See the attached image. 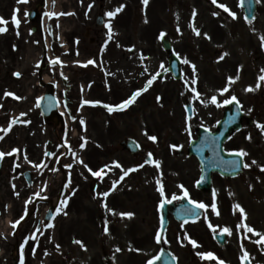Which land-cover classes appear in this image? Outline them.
Returning <instances> with one entry per match:
<instances>
[{"label": "rangeland", "instance_id": "374dc122", "mask_svg": "<svg viewBox=\"0 0 264 264\" xmlns=\"http://www.w3.org/2000/svg\"><path fill=\"white\" fill-rule=\"evenodd\" d=\"M73 1L67 0L68 5H62V8L65 10L74 9ZM75 1L78 2V0ZM87 1L95 3L94 9L88 13L89 20L93 18L92 21L87 22L88 26L91 28L93 26L91 23H94L92 28L94 32H91L90 36L97 37L99 42L104 39L105 43L110 42V46L123 44L132 46L135 49V54L132 56L128 52H124L122 54L124 57L121 56L118 60L113 56L116 55L115 53L108 54L109 56L106 58L110 64L114 65L118 61V65L121 66V68L119 67V77L121 79H115L116 82L113 81V84L107 83L106 80L104 85L96 84L94 86L90 100L92 102L101 100L98 101V104L104 108H93V111L90 108L86 110L83 108L84 115L87 114L88 117L91 116L92 120L96 121L91 122V124L95 126L105 122V126H110L111 129L110 132L107 131L103 135L98 129L89 132L91 137L87 140L88 143L85 147L87 152L83 154L78 150V156L72 160L66 156L65 151L63 152L65 158L63 157L62 163L55 162L54 158L47 159L46 152L49 148L47 145L49 140H58L62 147H69L74 142L72 134L75 129L80 128L79 124L81 122V116L77 114V108L82 105V101L79 100L80 91L78 89L81 86V80L85 81V79H81L80 72L73 78L75 84H71L70 80L65 84H62L64 80L60 82L63 91L62 107L65 110L64 115L68 114V118L63 115L61 123H54L53 119L47 120L41 116L39 117L33 108L34 98L50 88L43 80H41V87H36L37 78L32 76V79H30L24 72L25 78H29L28 82L25 81L27 91L24 92V100L27 101L26 94L29 95L30 90L33 94L30 96L29 106H24L23 109L27 111L25 115L28 120L24 122L25 115H23L18 125L21 127L28 125L30 127L29 129H17L16 135L18 136L19 132H22V139H15V132L13 135L4 133V138L0 144V151L4 153L12 152L13 149L19 150L13 152L17 155L21 151L24 152L23 160L17 158L13 160L11 156L5 155L0 172V239L2 241L0 264H4V260L9 259L8 255L15 256L16 243H19V250L21 248V255L25 264H69L71 257L75 258L74 264L77 262L78 264H130L127 260L115 254L117 245L112 243L110 237L100 232L97 218L99 216V211H97L99 203L96 198L97 192L93 191L97 184L93 179L95 176L88 171V168L92 171H100L101 169L104 171L111 168L110 176L113 177L114 181L118 179V176H122L125 170L132 169L131 166L134 165L137 169L133 171L135 172L134 176H139L140 179H144L145 176H152L153 180H161V183H174L171 189L165 190V196L168 198H172L173 195L182 196L183 189L180 185H183V188L187 189L190 198L199 203L202 202L206 206L204 216L200 221L195 224L181 225L185 234H187L183 240L177 241L173 235H170L169 240L166 242L167 246L180 260V264H210L215 260L224 262L226 260L228 264H241L239 261L245 253L243 250L244 231L242 223L244 221H254L262 229L261 234H264V197L249 196V189L245 186L243 177L234 181H225L220 179V175L214 174V200L219 199L220 194H226L227 197H223V205L214 203L215 208H213L212 193L204 192L202 196H198L196 193L198 192L196 181L200 174V168L196 159L188 154L190 139L195 137L196 129L202 125L212 128V125L209 124V113H212L210 111L211 97L222 94L220 91L224 88L222 79L224 73L231 67L230 63H227L225 67L223 64L217 65L213 63L211 58L217 46L224 49L226 44L225 39L221 35L220 37L219 34L216 36V46L212 42V13L214 12L212 0H148L146 5L143 0H106L102 4L106 15L103 29L95 23L96 16L102 14L100 2L96 0ZM226 1L223 5L229 8L232 7L233 2L231 0ZM121 6H123L122 10L116 13L114 17L107 15L108 12H115ZM216 16L221 18L219 14ZM81 18L84 20V17H78L79 23ZM221 20L223 21V19ZM109 24L111 25V31L107 27ZM67 28L70 29V27ZM197 31L200 35L196 34ZM65 32L68 33V31ZM82 33L84 35V32ZM162 36L170 38L173 51L177 52L182 58L183 75L181 82H175L170 79L169 75H164L159 80L155 78L149 86L148 81L167 68L168 54L163 49ZM83 43L89 45V36L84 37ZM143 50L147 53L145 54ZM41 55L43 54L41 53ZM91 55H96V53ZM246 56L244 54L245 58ZM185 60L188 62L185 63ZM33 61L35 62L36 58H33ZM102 62L101 59L96 60V63L100 64H97L95 69L92 67L89 69L87 80L94 81L96 77L98 80L105 79L107 72L104 70L103 65L105 64ZM24 67L27 68V65ZM48 73L51 75L52 80L57 82L58 80H54L55 75L62 78L66 74V68H59L57 71L55 69V74L53 69H48ZM126 81L130 83V87L124 83ZM76 83L78 84L76 85ZM123 84L125 87H123ZM114 86L117 87V90L111 91L110 87ZM145 88L147 90L142 91L136 101L127 107V109H130L128 112L111 114L109 117L106 105L115 104L116 106L117 103L119 105L127 95H132L137 90ZM197 93H199V96H197ZM188 100L194 102L195 108V117L190 121V124L187 123L186 113L184 112V104ZM12 108H10L9 114L13 112L11 111ZM68 109L72 111L71 114L67 111ZM5 123L9 126L11 120H9V123L8 121H5ZM69 123L71 130H69ZM59 125L62 127H59ZM189 127L191 133H188ZM127 136L135 137L142 146L141 153L137 157H132L127 151H123L120 146L122 139ZM149 136H156L157 140L152 141ZM66 140L70 142L67 143ZM103 141L105 142L103 143ZM75 144L73 143V149L70 150L72 153L78 149V144ZM172 145L177 147L173 148ZM181 149L184 153L180 156L178 151ZM40 151L42 153L41 160ZM262 151L264 153V150ZM147 153L155 156L154 161H160L159 168L156 167L155 163L152 165L153 170L145 165V155ZM25 156L27 159H25ZM81 160L83 163H80ZM118 161L121 170L114 169ZM39 164L45 165L42 167L44 168V175L39 174L40 167H35ZM52 164L53 166H51ZM68 165H71V167H67ZM84 165L88 167L85 168ZM139 165H143L145 171L141 170L140 168L143 167L139 168ZM27 169L34 171V176H48V178L44 180L39 177L40 180L30 186L24 178V171ZM61 169H69L70 174L74 172L75 176L92 177L88 180L87 188V205L88 207L92 206V208L87 210L89 216L87 228L89 230L86 235V243L83 245L70 244L66 241L65 234L67 233L68 224L67 226L51 228L48 227L49 223L44 218L45 201L47 198L50 199L49 186L47 185L48 180H50L49 176L62 178L65 175ZM54 179L51 181L52 185L55 184ZM139 182L137 181V187L141 188L142 184H139ZM44 184L46 189L43 193L41 190ZM145 184L146 189L144 190L149 193L147 182ZM13 185H15L14 189ZM51 190L57 192L55 187ZM47 192L48 195L46 196ZM56 192L53 195H56ZM16 193H19V195L17 196ZM36 193H39V195H36ZM143 197L145 201L139 206V213L134 219L135 226L138 229L141 227L144 233L147 232L146 234L152 232V230L157 232L160 221V213L157 211L158 207L156 206L158 203L155 205L157 197L153 198V202L146 201V193L143 194ZM29 200L31 203H27ZM245 200H252L254 203L246 204ZM237 204L244 209V213H241L235 207ZM24 214H33V216L27 219L18 231L16 227H13V223L23 217ZM215 218L218 219V222L215 221L214 225L212 219L215 220ZM37 222H39L38 225ZM171 227L175 230L174 225H171ZM225 228L230 230V233H228L229 240L224 247H219L213 238V234ZM144 236L131 245L132 249L139 250L138 258L133 259L132 264H147V261L153 259L160 250L161 246L155 239L156 234L153 239H146ZM188 237L197 242V247L191 245ZM148 240L152 242L148 244ZM249 244H246L245 247ZM208 252L214 253L215 258H202L197 254ZM77 255H81V257H77ZM262 264H264V260Z\"/></svg>", "mask_w": 264, "mask_h": 264}, {"label": "flooded vegetation", "instance_id": "af4514ba", "mask_svg": "<svg viewBox=\"0 0 264 264\" xmlns=\"http://www.w3.org/2000/svg\"><path fill=\"white\" fill-rule=\"evenodd\" d=\"M42 2V0H38ZM258 19L251 30H247L243 35L240 36V41L242 42V50L239 51L234 46H231V51L233 53L230 58L233 59L235 69L237 70L239 65H243V72L245 75V81L250 82L255 86V91L250 93L238 94L239 96V105L242 111V128L236 131L230 140L228 141V146L231 151H237L238 148H244L248 153L244 158L246 164L251 165L250 167L245 168L246 171H249L251 176H248V186L250 189L249 195L253 197H258L261 195L264 197V183L258 182L259 177L255 176L259 169H264V132H261L260 128L257 127V124H264V81H258V77L264 75L261 72V69H264V0H258ZM34 0L29 2L20 3L17 6L18 12L15 13L19 19V25L17 26L12 22V17L14 15V5L12 0H4L2 3V17L8 21L7 31L0 33V76L2 79V88L1 93L4 91L12 93L17 96V94H24V75L20 77L11 76L10 72L15 71L18 67L24 63V54L27 49L39 50L38 47L34 44V41L31 37L27 35L29 30L30 16L37 18V14L28 13L29 10H32L36 7ZM41 14L37 20H40ZM236 30H230V37L232 42L236 40L237 35ZM97 42L93 39L92 45H95ZM97 47V46H96ZM95 47V48H96ZM95 50L85 48L79 52L80 56L78 59L76 55L68 56L70 64L77 62L78 60L84 61L90 56L89 52L96 53ZM104 49V47H103ZM246 51V59L243 61L238 55L239 52ZM116 69H119V65L116 64ZM81 79H85L88 76V72L82 68L81 70ZM259 82L260 86L257 87ZM17 93V94H16ZM18 104V100L11 96L10 106ZM23 105H20L19 108H22ZM5 113L0 114V123L3 122L5 118ZM83 120V118H82ZM85 122L81 125V130L88 132L89 125H86ZM100 131L106 132L107 127L105 123L102 126L98 125L95 127ZM109 130V128H108ZM249 136L251 137L249 139ZM255 160L257 163L252 164V161ZM69 176H66L63 184L68 180ZM74 177V184L72 188L68 191H64L63 196L59 202L57 208H61V202L67 200V206L65 208L64 216L57 215L56 223L59 226L68 224L67 229V240L68 243H73L75 241H81L82 244L86 242V235L89 228L88 224V211L90 207L87 205V198L85 196L87 192V180L88 176H72ZM71 178V177H70ZM69 178V179H70ZM71 181H73L71 179ZM108 181V182H106ZM137 181H140L139 184H142L141 188H137ZM147 182V188L145 186ZM107 183L108 187L103 188ZM98 201L100 206L103 207V213L99 215V229L102 234L111 235L113 237V243L119 245L120 251L117 252L118 255L127 254L126 251H123L124 245H129L141 239L146 233H144L139 227L135 226V214L139 210L141 203L145 201L143 194L146 193V201L153 202V198L160 196L158 188H153L154 186L152 176H145L144 179H140L139 176H127L121 181L120 185L115 188L114 191L109 187V176H99L98 178ZM160 186V185H159ZM109 192V195L105 197L103 193ZM154 194V195H153ZM107 205V208L104 205ZM152 206V205H151ZM108 209H113L116 214L109 212ZM62 213V211H60ZM122 212H132L134 215L131 218L121 217L119 213ZM218 222V219L213 221ZM109 224H112L109 226ZM176 224V223H175ZM107 226L108 231L105 232V227ZM247 227L253 228L254 232H248ZM177 233H179L178 240L183 239L185 232L183 228L180 227V224H176ZM260 227L254 221H249L244 223V236H243V246L244 250L248 256L244 259L249 258L253 264H261L264 259V242L260 239V236L256 233H260ZM150 235V237H149ZM146 234L144 237L146 239H152L153 230L150 234ZM149 241V240H148ZM257 241H260L257 243ZM152 241H149L151 243ZM250 243V244H249ZM246 244L249 246L245 247Z\"/></svg>", "mask_w": 264, "mask_h": 264}, {"label": "snow or ice", "instance_id": "6c2138e0", "mask_svg": "<svg viewBox=\"0 0 264 264\" xmlns=\"http://www.w3.org/2000/svg\"><path fill=\"white\" fill-rule=\"evenodd\" d=\"M17 2H18V3H27V0H17ZM212 2H213V3H216L217 0H212ZM143 3L146 5V4L148 3V0H143ZM219 6L222 7V8H224L225 11H230V10H229L225 5H223V4H220ZM122 7H123V6L118 7V8L115 10V12H111V11L108 12L107 15H108L109 17H114V16L116 15V13H118V12H120V11L122 10ZM89 8H91V5H89ZM17 12H18V9L14 11V15H13V17H12V22L18 26L20 21H19V19L17 18V15L15 14V13H17ZM62 14H66V15H67V14H70V13H62ZM194 14H195V13H194ZM215 14H216V13H214V15H215ZM46 15H56V14H55V13H48V14H46ZM231 15H232L233 17H235V13H231ZM7 23H8L7 20H5L3 17H0V25H5V26H6ZM5 26H0V33H3V32H5V31H7V28H6ZM107 27H109V30L111 31V25L109 24V25H107ZM196 34H197V35H200V33H199L198 31H197ZM205 35H206V34H205ZM262 39H264V38H262ZM225 55H227V53H225ZM223 58H224L223 56L220 57L221 60H222ZM56 62H57V61H53V63H56ZM187 62H188V61L185 60V63H187ZM88 63H89V64H92V63H94V61H91V60H90V61H88ZM193 70L195 71V66H194V65H193ZM261 72L264 73V69H261ZM14 75H15L16 77H20V76H21V73L16 72V73H14ZM155 78H156V77L153 76L152 79H150V80L148 81V85H149V86L152 84V82H153V80H154ZM238 78H239V77L237 76L236 79H238ZM65 79H66V77H65ZM258 81H264V75L259 76V77H258ZM233 82H234L233 77H228V83L231 84V83H233ZM259 86H260V84H259V82H258V83H257V87H259ZM146 90H147L146 88H145V89H142V90H137L136 92H134V93L131 95L130 98L125 99V100L122 101L121 104L116 105V106H115V109H114L113 106H110V105H106L105 107L108 108V111H109V112H112L113 110H123V109L127 108L128 106H130L131 104H133V103L136 101L137 97L141 95V92H142V91H146ZM228 90H229L228 87H225V88H223V89L220 90V91L223 93V92H228ZM253 90H254V89H252L251 87H249L248 89H246V91H253ZM194 91H195V90H194ZM4 95H5V96H14L16 99H21V97L15 96V94L12 93V92H5ZM197 96H199V93H197ZM158 99H159V98H158ZM234 101L237 102V103H239V102L237 101V98H236L235 96H232L230 100H225L224 103H225V104H228V103H232V102H234ZM84 103L87 104V103H99V102H98V101H96V102L85 101ZM211 103H213V104H216V103H217V98H216V96H212V97H211ZM21 115H25V114L22 113ZM16 122H17V120H13L11 123L14 124V123H16ZM81 123L83 124L84 121L81 120ZM257 127L260 128L261 132H264V124H257ZM10 130H11V124L9 125V128H8V129H0V131H4L5 134L7 133V131H10ZM250 138H251V137L249 136V139H250ZM0 139H3V137L0 136ZM149 139L152 140V141H156V140H157V137H156V136H149ZM81 147H84V145L82 144ZM172 147H173V148H176L177 146H176V145H172ZM18 151H19L18 149H13L12 152H9V153L0 152V159H3V157H4L5 155H9V156H11V155L13 154V152H18ZM47 155H51V153H47ZM151 155H152L151 153L148 154L149 157H151ZM235 155L238 156V157H245V156L248 155V153H247L244 149H240V150H238V151L235 152ZM25 159H27L26 156H25ZM80 163H83V161L81 160ZM154 163H155L156 167L159 168V166H160V161L157 160V161H154ZM233 163H235V164H237V166H239V164H240L241 162H240V161H234ZM256 163H257V162H256L255 160L252 161V164H256ZM17 166H18V165H17ZM40 166H41V165H35V167H37V168H39ZM117 166H119V165H117ZM250 166H251V165H249V164H243V167H245V168L250 167ZM67 167H71V165H68ZM84 167L87 168L88 166H87V165H84ZM139 167H143V165H139ZM136 170H137L136 168L125 170V171L123 172V175L120 177V179L123 180L124 176H127V175L129 174V172H131V171H136ZM88 171L91 172L93 176H97V177L101 176L102 173H103V169H101L100 171H92V169L88 168ZM158 184H159V181H158ZM115 185H116V182H113V188H112V191L115 190ZM180 187L183 189V197H188L189 194H188L187 189H184V188H183V185H180ZM14 188H15V185H13V189H14ZM158 191H159L161 197H164V196H165L164 188H163L162 185H160V186L158 187ZM16 195L18 196L19 193H16ZM36 195H39V193H36ZM103 195H104L105 197H107V196L109 195V192H105V193H103ZM183 197H177V196L173 195L172 199H178V198H183ZM165 202L170 203L171 201H170V200H166V199H162V200L160 201V206L163 207V205H164ZM190 202H191L192 204L196 205L198 208H205V207H206L202 202L198 203V202H196V201H194V200H193V201H190ZM27 203H31V201L29 200ZM67 203H68L67 200H63V201L61 202V208H57L56 211L59 213V212L62 210L63 207H66V206H67ZM104 206L107 208V205H106V204H105ZM212 207L215 208V204H213ZM235 207H236L237 209H239L241 213H244V209L241 208L239 204L235 205ZM108 211H109V212H113V214H116V213L114 212L113 209H108ZM66 214H67V213H65V215H66ZM119 215H120L121 217H128V218H131V217L134 215V213H132V212H122V213H119ZM21 219H23V217H21ZM19 223H20L19 220L16 221V222H14V223H13V227L15 228L16 225H18ZM161 223H163V221H161ZM52 226H53V225H51V224L48 225V227H52ZM209 226L211 227V225H209ZM107 231H108V228H107V226H106V227H105V232H107ZM247 231H248V232H254L255 230H254L253 228H251V227H247ZM223 232L230 233V230H229L228 228H225V229H223ZM256 234L259 235V236L261 237V240H264V234H261V233H256ZM185 235H187V234H185ZM155 239H156L157 243L160 242V239H161L160 232H157V233H156V237H155ZM188 239H189V242L191 243V245H192L193 247H197V242H196L195 240L191 239L190 237H188ZM75 242L78 243V244H81V245H82V242H81V241H75ZM259 242H260V241H257V243H259ZM57 247H59V246H57ZM116 250H117V251H120L119 248H117ZM137 251H139V250H137ZM197 254L200 255L202 258H208V259H213V258H215V257H214V253H211V252H208V253H197ZM246 256H247V253H245V257H246ZM154 259H159V257H154L153 259L148 260V261H147V264H153V260H154ZM21 264H23V261H21ZM219 264H224V261H219Z\"/></svg>", "mask_w": 264, "mask_h": 264}, {"label": "water", "instance_id": "95a60500", "mask_svg": "<svg viewBox=\"0 0 264 264\" xmlns=\"http://www.w3.org/2000/svg\"><path fill=\"white\" fill-rule=\"evenodd\" d=\"M243 5L247 9L249 6L253 7L254 4L242 1ZM252 13V8L251 12ZM166 47L169 48L170 45L168 43L166 44ZM172 67L171 70L174 71L175 76H178V69L179 64L175 60L171 61ZM54 107V106H53ZM188 110V116L189 118L193 114V110L190 104L187 105ZM50 112V110H49ZM229 118L223 120L221 123L220 131L217 134H209L205 130H201L199 132V139L196 141L191 142L190 152L191 154H194L197 156V158L200 160V163L203 167V180H206V184L203 185L204 188L209 187V180H210V173L211 171L218 170L225 174L230 173H238L240 171V165L235 166V168L231 171H228V165L233 161L229 160V157L223 154L221 149V142H223L227 136V133H229L228 128L229 127ZM212 139V141H211ZM212 142V143H211ZM1 159H0V166H1ZM163 230L166 228V225L168 223V215L169 213L173 214L174 217L180 220L189 219V218H196L200 214V210L196 206H192L189 202H187L185 199L183 200L182 204L174 205L172 203L165 202L163 205ZM221 241H223V237L220 238ZM153 264H176V260L171 255L169 251H163L162 254L159 256V259H154Z\"/></svg>", "mask_w": 264, "mask_h": 264}]
</instances>
